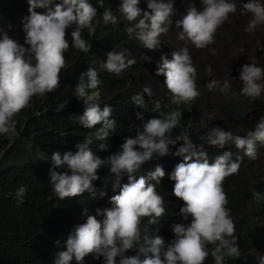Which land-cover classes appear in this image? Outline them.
Returning <instances> with one entry per match:
<instances>
[{"label":"clouds","instance_id":"1","mask_svg":"<svg viewBox=\"0 0 264 264\" xmlns=\"http://www.w3.org/2000/svg\"><path fill=\"white\" fill-rule=\"evenodd\" d=\"M174 2L148 0L150 12H144L143 18L133 23L141 16L140 0H122L120 18L106 9L101 27L108 23L117 25L121 21L130 25L124 30L129 37L134 35L155 59L152 70L166 86L167 100L177 106L191 105L200 97L202 88L208 93L206 99H210L213 96L210 91L219 87V83L213 80L206 85L200 68L193 66L188 48L180 49L175 44L187 39L197 49L207 48L215 42L217 30L229 20L230 14L236 13L237 7L234 0H202L203 11L190 6L181 21L176 18L179 20L176 27L182 28L180 31L172 27L170 19L174 14ZM53 3L54 0H28L30 16L23 23V31L25 44L30 48L20 45L0 28V135H16L15 117L30 107L34 97L44 96L60 87V74L67 66L65 55L70 47L69 29L71 46L82 53L90 50L82 33L86 29L90 35L95 34L93 22H100L96 20V9L87 0H60L50 8ZM242 6L252 17L248 31L264 25V2L248 0ZM37 8H46L48 12L38 14ZM257 43L259 48L260 42ZM168 49L176 51L171 54ZM142 59L150 62L151 58L144 56ZM237 61L234 67L241 72L238 77L243 82L241 93L252 100L260 99L264 94V67ZM136 62L127 59L122 51H109L106 62L101 65L108 73L119 76ZM207 71L211 72V68ZM101 83L97 70L89 68L80 75L75 96L86 105L79 117L80 124L86 129L101 125L96 139L105 141L110 132L115 131L118 113L110 119L113 109L108 105L101 109L97 102L98 92L89 94ZM229 87L226 80L220 91L226 92ZM143 93L153 105L151 88L145 87ZM131 99L138 107L145 103L141 94ZM226 100L242 104L235 97H225L223 101ZM242 106L245 109L246 105ZM160 109L161 104L156 101L153 111L159 115L146 122L137 113V119L143 124L136 128L134 138L131 130L127 128L123 132L126 128L122 126L124 143L120 151L114 153L110 140H107L108 144L101 143L100 150H106L103 159L89 148L91 139L77 145L75 154L66 152L63 157L58 152L52 154L53 168L66 165L71 172L50 170V184L56 196L63 201L87 192L86 200L90 201L88 214L85 210L86 222L68 236L66 250L56 254L54 264H73V261L84 264L89 256L97 260L103 257L105 264H117V258L119 264H227L231 259H239L241 253L249 256L256 248L245 247L238 239L239 221L235 217L240 220L241 214L235 215L227 207L229 201L224 184L237 176L244 166H250L247 173L251 174V183L256 190L248 205L257 211V217L263 222L259 209L264 207V176L253 168L250 159L256 160L264 148V117L246 134L235 135L232 128L222 125L209 126L208 133L206 128L198 131L200 121L192 115L189 118L192 133L195 129L199 139L191 141L192 135H171L180 124L181 111L165 113ZM209 111L206 107L205 113ZM178 142H183V146L175 154L182 156L183 162L176 165L170 179L175 182L174 196L184 203L180 214L184 220L189 216L192 218L187 226L177 216L166 214L164 198L158 194L159 182L165 177L161 166L136 176L145 162L154 155H168L170 146ZM105 166L100 178L97 173ZM99 179L101 181L93 185ZM26 191L27 188L22 186L16 192L20 203H23ZM56 243L59 245L60 242ZM256 255L253 263L264 264V251Z\"/></svg>","mask_w":264,"mask_h":264},{"label":"trees","instance_id":"2","mask_svg":"<svg viewBox=\"0 0 264 264\" xmlns=\"http://www.w3.org/2000/svg\"><path fill=\"white\" fill-rule=\"evenodd\" d=\"M59 2L60 0H54L49 7L54 8ZM87 2L96 9V20L100 21L99 24L93 22L96 27L94 35H90L86 29L82 33V38L90 44L89 52L82 53L71 46L69 29L70 47L65 55L67 66L60 74V87L44 96L34 97L30 107L15 117L16 135H0V264H54L56 254L66 250L68 236L78 225L86 222L85 210L87 214L90 210V201L86 200L87 196H85L87 192L63 201L54 193L50 184V170L68 174L71 172L66 165L53 168L51 160L53 153L58 152L61 157L66 152L75 154L78 151L77 145L87 139L92 140L89 148L101 159L106 150H100L99 146L101 143L108 144L107 140L111 141L114 153L120 151L124 143L121 135L122 126L126 128L122 131L125 132L129 128L131 137L134 138L137 134L136 128L142 127L143 122L159 115V112L153 111L156 101L160 102L162 112L167 113L177 109L181 111L180 124L171 135L173 137L183 134L189 137L192 135L191 141L199 139V136L195 129L192 133V122L189 118L192 115L205 114L206 107L221 116L218 123L223 127H228L227 125L231 123H239L245 116V109L241 103L217 100L216 95L207 100L208 93L204 88L201 89L200 97L191 105L177 106L170 99L167 100L168 90L152 70L155 59L134 35L129 37L124 30L130 25L121 21L117 25L108 23L106 27H101L106 9H110L113 15L120 18L119 9L122 0H103L102 4L100 0H87ZM138 7L141 9V16L133 23H138L139 19L143 18L144 12H150L148 0H140ZM35 11L38 14H47L48 9L37 8ZM29 16L28 0H0V28L7 31L10 38L17 40L25 48L30 46L25 44L26 34L23 31V23ZM178 21L175 19L172 27L182 31V28L176 27ZM109 51H122L127 59H135L137 62L119 76L108 73L101 62H106V53ZM144 56L150 57V62L144 61L142 59ZM89 68H95L102 81L99 88L90 90L89 94L92 91L98 92L97 102L101 109L105 105L113 109L110 119H114L118 113L115 131L110 132L105 141L96 139L97 130L101 125H97L94 129H86L79 121L86 105L82 99H77L75 96V85L79 82L80 75ZM199 78L202 81L200 74ZM145 87L152 90L153 105L143 93ZM136 94L143 95L145 103L141 107L133 104L131 99ZM213 103L215 108L211 107ZM260 104L264 109V98L258 103L259 106ZM137 113L144 117L143 122L137 119ZM133 125L135 127H132ZM181 146L183 142H178L175 146H170L168 155L163 157L154 155L150 161L141 166L136 176L152 172L157 166H161L165 171V177L159 182L161 188L158 194L164 198L166 214L177 216L187 226L190 225L192 218L189 216L188 220H184L180 214V208L184 203L174 196L175 182L170 179L176 165L183 162V157L175 154ZM250 168L248 165L244 166L237 176L228 179L224 184V190L229 201L227 207L235 215L241 214L240 220L235 217V220L239 221L238 239L245 247L256 246V248L249 256L241 253L239 259H231L227 264H254L256 254L264 251V243H262L264 242V207L259 209L262 222L260 217H257V211L248 205L256 190V186L251 183V174L247 173ZM105 169L106 166L98 171L100 178ZM100 181L101 179L93 182V185ZM22 186H25L27 191L23 203H20L16 192ZM98 219L102 220V218ZM57 241L60 242L59 245ZM84 264H105V261L103 257L97 260L89 256L85 258Z\"/></svg>","mask_w":264,"mask_h":264},{"label":"rangeland","instance_id":"3","mask_svg":"<svg viewBox=\"0 0 264 264\" xmlns=\"http://www.w3.org/2000/svg\"><path fill=\"white\" fill-rule=\"evenodd\" d=\"M234 2L236 3L237 11L234 14H230L229 20L217 30L216 39L213 44L205 49H197L190 41L185 39L175 44V46L180 49L184 47L188 48L193 66L200 68L201 76L204 78L206 85L213 80L219 83V87L210 91L213 95H217L215 99L223 101L225 97H235L242 104L246 105L245 114L247 115L244 120L227 125L229 128H232L231 131L236 135L237 133L246 134L247 131L255 126V122L260 121L261 117H264L262 104L258 105L260 102L258 100H262L264 94L258 100H252L243 95L241 93L243 82L238 76H232V71L234 70L236 74L241 73L237 67H234V64L238 62L237 59L247 64L258 63L264 65V51L261 50L264 49V25H258L251 32L248 31L252 17L251 14L244 12L242 6L248 0H234ZM261 2H264V0H261ZM190 6L196 7L198 11H203L204 8L202 0H175L174 14L170 17L172 25L176 18H179L180 21L184 18ZM257 42H260L259 48ZM212 49H215V52ZM167 51L172 54L176 50L168 49ZM208 68H211V72L207 71ZM226 80L229 82L230 87L226 92H221L220 88L223 87ZM215 99L213 101H216ZM211 107L215 108V103ZM210 111L197 116L200 121L197 127L198 131H204L206 128V133H208L210 131L208 129L209 126L213 128L220 126L218 122L221 116ZM250 161L253 168L264 176V170H262L264 169V148L258 153L256 160L250 159Z\"/></svg>","mask_w":264,"mask_h":264},{"label":"water","instance_id":"4","mask_svg":"<svg viewBox=\"0 0 264 264\" xmlns=\"http://www.w3.org/2000/svg\"><path fill=\"white\" fill-rule=\"evenodd\" d=\"M234 69H235V68H234ZM232 76H238V77H240V74L237 75V74L235 73V70H234Z\"/></svg>","mask_w":264,"mask_h":264}]
</instances>
